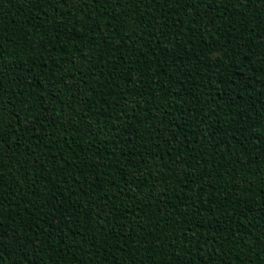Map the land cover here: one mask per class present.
<instances>
[{"label": "trees", "instance_id": "obj_1", "mask_svg": "<svg viewBox=\"0 0 264 264\" xmlns=\"http://www.w3.org/2000/svg\"><path fill=\"white\" fill-rule=\"evenodd\" d=\"M0 264H264V0H0Z\"/></svg>", "mask_w": 264, "mask_h": 264}]
</instances>
